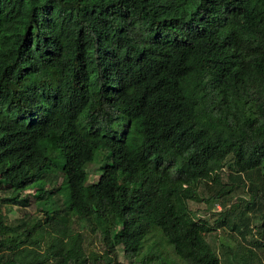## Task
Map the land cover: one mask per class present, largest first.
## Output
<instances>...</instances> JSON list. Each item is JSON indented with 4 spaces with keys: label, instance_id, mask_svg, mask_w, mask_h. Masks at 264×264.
<instances>
[{
    "label": "trees",
    "instance_id": "1",
    "mask_svg": "<svg viewBox=\"0 0 264 264\" xmlns=\"http://www.w3.org/2000/svg\"><path fill=\"white\" fill-rule=\"evenodd\" d=\"M64 183L101 254L46 211L0 217V264H174L162 243L184 264L264 257V0H0V186L25 206ZM188 202L223 209L211 226ZM220 228L236 250L208 243Z\"/></svg>",
    "mask_w": 264,
    "mask_h": 264
},
{
    "label": "rangeland",
    "instance_id": "2",
    "mask_svg": "<svg viewBox=\"0 0 264 264\" xmlns=\"http://www.w3.org/2000/svg\"><path fill=\"white\" fill-rule=\"evenodd\" d=\"M98 161L99 159H97L93 164H89V166L87 167V184L95 183L98 179V174L96 172L99 167ZM46 181L47 182L44 189L53 190V187H60L62 179L59 175L58 178H56L52 182L48 180ZM222 182H226L225 175H222ZM36 192L37 189H33L26 191L20 195L21 199L27 202V205L23 206L20 203H8L6 200L10 197L11 193L5 187L0 186V217H2V221L14 227L20 223V220H24L26 226H31L33 225L35 220H42L46 211H50V215L52 217L62 221L63 223H66L69 226L70 231H72L73 233H79L82 236V247L86 256L90 253L101 254L103 245L100 240L99 232H92L88 222L76 219L74 216L70 215L66 209L65 205H67L69 201V189L66 183H64L63 188L58 192V194L51 195L52 197L50 199V202L47 203L46 200L39 199ZM212 193L213 192L204 185H200L198 187V195L202 198L207 199ZM239 198L247 199V194L245 192H242L241 189H236L233 192L232 197L229 198L225 204L229 207V205L237 203ZM188 207L197 218L201 220H207L211 226L213 225L214 220L218 217V211L221 212V210L223 209L221 204L212 206L203 202H188ZM228 233V230L220 228L217 231L207 235L206 239L208 243L217 251L219 250L221 244L230 246L234 251L237 248L236 241L239 240L238 237L233 235V233L231 232L235 238V240H232L228 237ZM154 241H160V237L156 236V234H152L150 241L146 244V248ZM162 244L163 248L159 247L157 249L159 252H162V254L164 256H167L169 260H171L174 264H184L176 257H174L168 246L164 245V243ZM153 251L155 252L156 250L153 249ZM221 251H223L222 247L219 250V254L224 264L227 263L229 259L232 260V257L230 256H223ZM117 253L119 256V262L123 264H129L128 260L123 257V253L120 248L117 249ZM258 255H260V260L258 261L257 259H252L251 264H264L263 255L261 253H258ZM238 261L241 260L238 258Z\"/></svg>",
    "mask_w": 264,
    "mask_h": 264
}]
</instances>
